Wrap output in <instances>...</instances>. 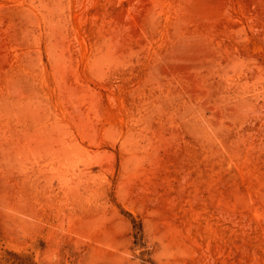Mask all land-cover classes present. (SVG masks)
<instances>
[{
    "label": "rangeland",
    "instance_id": "1",
    "mask_svg": "<svg viewBox=\"0 0 264 264\" xmlns=\"http://www.w3.org/2000/svg\"><path fill=\"white\" fill-rule=\"evenodd\" d=\"M0 264H264V0H0Z\"/></svg>",
    "mask_w": 264,
    "mask_h": 264
}]
</instances>
